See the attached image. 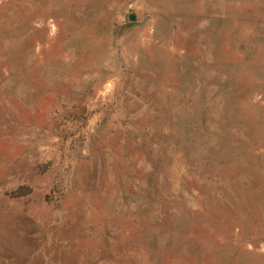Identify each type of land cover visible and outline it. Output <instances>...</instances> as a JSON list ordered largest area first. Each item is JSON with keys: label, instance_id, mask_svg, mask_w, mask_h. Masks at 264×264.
<instances>
[{"label": "rangeland", "instance_id": "374dc122", "mask_svg": "<svg viewBox=\"0 0 264 264\" xmlns=\"http://www.w3.org/2000/svg\"><path fill=\"white\" fill-rule=\"evenodd\" d=\"M0 264H264V0H0Z\"/></svg>", "mask_w": 264, "mask_h": 264}, {"label": "water", "instance_id": "95a60500", "mask_svg": "<svg viewBox=\"0 0 264 264\" xmlns=\"http://www.w3.org/2000/svg\"><path fill=\"white\" fill-rule=\"evenodd\" d=\"M129 19H130V20H134V19H135L134 15H130V16H129Z\"/></svg>", "mask_w": 264, "mask_h": 264}]
</instances>
